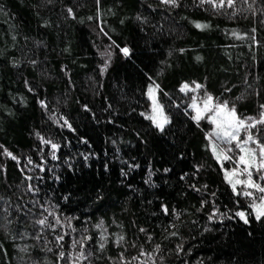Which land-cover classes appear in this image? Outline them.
Masks as SVG:
<instances>
[{
    "label": "trees",
    "instance_id": "trees-1",
    "mask_svg": "<svg viewBox=\"0 0 264 264\" xmlns=\"http://www.w3.org/2000/svg\"><path fill=\"white\" fill-rule=\"evenodd\" d=\"M218 4L0 0V264H264L238 150L216 159L181 90L264 112V0Z\"/></svg>",
    "mask_w": 264,
    "mask_h": 264
},
{
    "label": "snow or ice",
    "instance_id": "snow-or-ice-1",
    "mask_svg": "<svg viewBox=\"0 0 264 264\" xmlns=\"http://www.w3.org/2000/svg\"><path fill=\"white\" fill-rule=\"evenodd\" d=\"M165 3H172L175 4L176 0H164ZM202 2H205V0H202ZM207 2L213 3L214 0H207ZM233 0H228V5H232ZM218 7L224 6V0H220V3L216 5ZM71 12V9H69ZM197 27H207V25H197ZM125 55L129 53V50L127 48L122 50ZM188 85L185 84L183 88L181 89L186 90L188 89ZM197 88L200 87V85H196ZM153 90H149V95H152ZM212 97L209 96L207 100L204 103L203 112H214V115L210 118L211 122L216 126V132L215 135L218 139L223 140L226 143H232L233 141L237 142V147L240 148L241 152L245 153L244 155H241L239 157L238 162L242 165H244L243 171L247 173V180L246 181H240L237 180L236 183H246L248 187H254L257 188L260 192L264 193V187H261L259 184H255L252 181V170L255 169L257 172L261 171V169H264V145L260 146L259 152L260 156L259 159H257V155L254 151L249 150L245 147V145L248 144V142L257 143L253 140V137L251 133H248L246 140L241 143L239 141V133L241 129L245 130L247 132L248 128L255 127L256 124H264V114H262L261 118L259 120H254L251 124H247L246 120L240 119L237 114L235 108H232L231 110L228 109L226 104H220L213 106L212 104ZM194 108L197 106L194 104ZM264 107V106H262ZM153 115L149 116L148 119L153 120L154 123L158 128L163 130L164 125L168 122L167 117L163 115L162 108L155 103L153 105ZM203 118L201 115V110L197 108V116L195 119L199 120ZM251 120L252 118H248ZM53 148H56L57 145L53 144ZM213 152L216 153L217 145L214 143L212 145ZM228 151H231V149H228ZM11 155V153H9ZM15 159V157H12ZM217 160L221 159V155L217 154L216 156ZM224 159H230L227 155H224ZM236 174V170H233L231 172H226L225 176L226 179H228V182L232 184L233 189L236 188V183H233L232 176ZM260 179H264V176H261ZM245 195H252L250 192H245ZM256 209V219H260L262 216H264V197H261V203L257 206L254 205ZM238 216H240L242 219L245 220V223H247V219L245 218V213L238 212ZM40 224H44L45 221L41 220L39 221ZM63 255V253H61ZM83 255V253H81Z\"/></svg>",
    "mask_w": 264,
    "mask_h": 264
},
{
    "label": "rangeland",
    "instance_id": "rangeland-1",
    "mask_svg": "<svg viewBox=\"0 0 264 264\" xmlns=\"http://www.w3.org/2000/svg\"><path fill=\"white\" fill-rule=\"evenodd\" d=\"M217 2L220 3V0H214L213 4L214 3H217ZM185 84L186 83H184L181 86V89L183 88V86ZM187 85L189 86L188 89L183 90V91H186V92H189L190 93V96L191 97H190L189 103H190V108L192 110V113L194 115V119L197 116V108H199L201 110L202 117L208 116L209 120L211 121L210 118L214 115V112H203L202 111L203 110V107H204V103H205V101L207 100V98L210 95H208L207 93H205L204 91H202L200 87L197 88L196 85H199L198 83L187 84ZM150 89L153 90L152 95H149V90ZM147 94H148L149 99H150V104H149L150 105V112L148 114V117H149V116H151V115L154 114L153 113L154 100H155V103L158 104L162 108V110H163V107H162V105L159 104L158 99H157L158 93H157V85H156V83L149 84V87L147 88ZM194 104L197 106L196 108L193 107ZM212 104H213V106H216V105H220V104H223V103H219V102L216 103L212 99ZM228 109L231 110V108H228ZM262 114H264V112ZM163 115L165 117H167V121H169V117L165 115L164 110H163ZM195 120H197V119H195ZM153 123H154V121H153ZM211 125H212V127L208 131L207 137H209L210 147L211 148H212V145L214 143L217 145V150H216V153H214V155H215V157L217 156V154H220L221 155V159L218 160L220 163L221 162H224L226 160V159L223 158L224 155H227L228 157L230 156V153H229L228 149H232L233 146H234L238 150V152H237L238 153L237 158H235L234 161H233V162H235V163H233L234 165L231 168H229V169H224V173L231 172L233 170H236V174L234 176H232L233 183H236L237 180L246 181L247 180V173H245L243 171L244 165H242V164H240L238 162L239 157L241 155H244L245 153L241 152L240 148L237 147V142L236 141H233L232 143H226L223 140L218 139L216 137V135H215L216 126L212 122H211ZM248 133H250L248 130L246 132L245 130L241 129V131L239 133V141L241 143H243L246 140ZM252 137H253V140L256 141L257 143L248 142V144L245 145V147L248 148L251 151H254L256 153V155H257V159H259V156H260L259 149H260L261 143L257 139L256 136H253L252 135ZM261 176H264V169H261V171H259V172H257L255 169L252 170V181L255 184H259L261 187H264V179H260ZM227 181H228V179H227ZM230 185L232 187V184H230ZM232 189H233V187H232ZM234 191H239L243 195H245L244 194L245 192H250L252 194V195H249V197L252 200L251 204H252L253 213L256 215V209L253 206L254 205H257L258 206L261 203V197H264V193L260 192L257 188L248 187L246 183H236V188H235ZM245 218H246V215H245Z\"/></svg>",
    "mask_w": 264,
    "mask_h": 264
}]
</instances>
